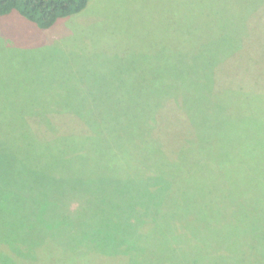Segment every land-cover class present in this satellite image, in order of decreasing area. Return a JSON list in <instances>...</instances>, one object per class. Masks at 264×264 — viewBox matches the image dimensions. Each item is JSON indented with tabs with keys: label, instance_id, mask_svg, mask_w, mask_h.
Listing matches in <instances>:
<instances>
[{
	"label": "rangeland",
	"instance_id": "1",
	"mask_svg": "<svg viewBox=\"0 0 264 264\" xmlns=\"http://www.w3.org/2000/svg\"><path fill=\"white\" fill-rule=\"evenodd\" d=\"M255 2L88 0L81 11L58 18L46 29L39 28L17 11L0 15V178L5 176L2 172L5 166L11 168L8 160L13 148L9 138H14L15 134L24 133L28 142L39 141L44 145L56 128L61 132L83 130L82 117L71 110H55L58 107L96 105L98 108L91 111L93 116L85 115L98 120L93 123L106 120L126 123L139 111H144L142 107H151L148 103L155 101L152 97L159 99L166 93L161 102L167 103L166 109H175L174 98L165 89L172 86L170 84H181L182 76L194 81L195 73L185 69L182 63L197 58L195 67L207 76V88L213 75L215 91L234 86L247 89L250 95V107L256 115L251 110L249 120L244 112L236 111L228 118L227 136L232 138L240 132L248 134L257 128L255 133L247 135L256 137L253 155L246 156L245 150L240 149L239 154L234 153L226 159L217 157L214 145L211 150L210 144L218 128L210 133L212 138L195 159L201 164L206 158L210 169H214L208 171L209 176L215 177L216 170L221 176L218 184L222 195L218 194L215 201L224 205L223 219L239 223L244 210L259 215L253 228L257 229L255 232L228 235L235 243L230 248L224 244L211 249L202 243L201 247L210 251L205 263L264 264V250L259 244L264 235V4L254 7ZM234 23L245 26L243 36L231 34L238 27ZM208 25V30L202 28ZM200 37L206 41L205 50L201 48ZM172 72L177 79L166 76ZM227 109L229 113L233 110ZM166 116H173V111L167 114L164 109L157 111L154 118L170 122L171 118ZM220 117L221 113L214 110L202 121L210 126ZM45 119H49L51 125ZM132 131L129 127L122 134L133 138ZM28 150L42 154L39 146ZM256 156L261 157L260 163L254 165L258 167L256 178H250L248 175L254 170L251 159ZM196 164L186 175L194 185L201 181ZM14 168L19 174L15 170L9 179L12 185L6 186L8 197L19 190V194L34 201L44 199L39 207L48 200L60 203L63 198L71 199L70 207L78 216L75 219L65 213L64 223L57 219L58 222L51 226L65 241L59 235L55 239L54 234L50 245L46 246L50 242L43 243L46 248L41 252L54 258L50 264H125L129 261V254L123 255L121 251L125 250L128 239L136 236V226L130 218L137 215H134L132 202H123L128 198L122 197L118 203L115 200L121 197V192L127 194L130 182H97L98 188L92 187L96 182L87 183L94 188L93 196L87 193L88 196L83 197L77 180L65 178L63 182L61 178L48 183L41 177L27 175L19 163ZM60 168L64 170V165ZM133 182L130 183L133 188L148 184L144 180ZM246 194L248 199H242ZM4 206L13 208L9 202ZM126 219L130 226L119 230ZM169 222L176 226L173 234L182 233L184 229L178 226V218ZM175 244L185 248V242Z\"/></svg>",
	"mask_w": 264,
	"mask_h": 264
},
{
	"label": "trees",
	"instance_id": "2",
	"mask_svg": "<svg viewBox=\"0 0 264 264\" xmlns=\"http://www.w3.org/2000/svg\"><path fill=\"white\" fill-rule=\"evenodd\" d=\"M87 1L0 0V15L17 11L39 28L46 29L58 18L81 11ZM260 3L264 4V0H256L254 7L257 4L261 5ZM233 25L238 27L232 30V35L243 36L246 33L245 26L235 23ZM202 28L208 30L209 25ZM199 33L202 34L203 31ZM200 40L203 41L201 48L205 50L206 41L203 37H200ZM232 40L236 41L235 38ZM262 40H264L263 34ZM198 61L199 59L195 58L182 63L185 69H191L195 73L194 81L182 76L181 84L178 86L170 84L172 86L165 89L174 98L175 109L171 107L166 109L167 103L161 102L166 93L159 99H155L151 93H148V96L155 100H149L148 105L151 107H142L144 111L141 110L136 115L140 120L134 119L136 117L134 116L126 123L115 120L93 123L92 121L98 120L85 115L91 116V111L98 108L96 105L83 103L69 109L58 107L55 110H71L83 118V134L82 131L61 132L56 128L44 145L38 143L39 141L28 142L24 133L15 134L14 138H9L10 146L13 148L12 156L8 160L11 168L8 165L5 166L2 169L5 176L0 178V264H40L41 262L50 264L54 258L41 251H45L43 248L51 244V238L53 240L56 234L51 226L58 222L57 219L64 223L65 213H70L73 218L78 219L77 214L70 207L71 199L63 198L60 203H56L54 199L46 200L47 202L39 207L45 202L43 198L42 201H34L33 198H26L22 193L19 194V190H15L8 197L6 186L12 185L9 179L15 170V173L18 172L14 168L17 163L22 165L25 173L30 177H41L48 183L60 181L61 178L63 182L65 178L77 180V184L82 187L80 192L83 197L88 196L87 193L93 196L91 191L94 188L88 186L93 182L96 184L92 187L96 188L99 187L97 182L113 180L120 183L134 181L133 184L137 180L147 182L145 186L142 184L135 188L130 187L129 183V187L126 188L128 196L121 192V197L115 200L118 203L122 197L128 198L123 202H132L134 215H137H128L132 216L131 222L135 223L136 236L128 239L125 250L121 251L123 255L129 254V261L125 264H207L205 261L208 260L210 251L207 252V248H202V243L207 244L211 249L214 246L221 248L224 244L230 248L235 243L228 235L247 234L257 230L253 228L259 215L254 212L249 213L244 210L245 214L242 215V220L239 219V223L222 218L221 214L226 211L224 205L215 201L218 194L222 195L218 184L221 176L217 170L215 177L209 176L208 171L213 172L214 169H210L206 158H203L205 163L201 162L203 165L195 161L218 128L216 138L210 144L211 150L214 145L217 157L226 159L234 153L239 154L240 149L245 150L246 156L256 152L253 146L256 137L250 138L247 135L255 133L257 128H251L252 131L248 134L240 132V135L232 138L226 133L228 118L236 111L244 112L250 120L249 113L252 110L249 102L250 95L247 89L234 86L225 87L219 92L215 91L213 75L207 88L205 83L207 76L200 73V68L195 67ZM166 76L178 78L174 72ZM227 107L233 109L231 113ZM163 109L165 114L169 110L173 111V116H166L171 118L170 122L167 120L160 122L156 120V117L154 118L156 112H161ZM214 110H218L221 117L212 125H205L202 119ZM252 113L256 115L254 110ZM142 117L145 120H141ZM45 121L51 125L49 119ZM129 127L133 128V138L122 134ZM64 143L71 144L66 146ZM30 146L31 148L39 146L42 154L28 150L31 149ZM224 152L225 157H222ZM260 158L256 156L251 159L253 166L260 163ZM195 162L201 181H197L194 185V182L186 179V175ZM61 164L64 165V170H61ZM257 170L258 167L254 166L253 172L248 177L256 178ZM149 178L155 179L147 180ZM241 198L248 199V196L246 194ZM5 200L12 203L13 208L10 206L5 208L4 205L8 203ZM173 218H178V226L184 229L182 233L173 234L176 226L169 222ZM128 226L130 222L126 219L119 230L126 229ZM60 234H56L55 239ZM60 239L65 241L62 236ZM182 241L185 242L183 249L175 244V242L184 243ZM44 242L50 243L45 246ZM259 244L264 250V235ZM39 245L44 247H38ZM262 259L264 260V252ZM189 260H192V263H189Z\"/></svg>",
	"mask_w": 264,
	"mask_h": 264
}]
</instances>
